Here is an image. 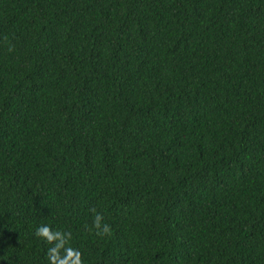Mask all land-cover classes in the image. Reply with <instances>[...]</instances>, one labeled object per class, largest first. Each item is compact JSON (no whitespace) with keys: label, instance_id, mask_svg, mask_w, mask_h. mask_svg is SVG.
<instances>
[{"label":"trees","instance_id":"16d2710c","mask_svg":"<svg viewBox=\"0 0 264 264\" xmlns=\"http://www.w3.org/2000/svg\"><path fill=\"white\" fill-rule=\"evenodd\" d=\"M41 225L84 264H264V0H0V264H48Z\"/></svg>","mask_w":264,"mask_h":264},{"label":"clouds","instance_id":"9594fccd","mask_svg":"<svg viewBox=\"0 0 264 264\" xmlns=\"http://www.w3.org/2000/svg\"><path fill=\"white\" fill-rule=\"evenodd\" d=\"M8 51H13V47H9ZM89 211L93 214V219L88 230L100 237L110 235L111 226L104 222L103 215L95 208ZM34 235L48 245L46 252L48 264H84L81 251L70 243L73 239L71 231L41 225L35 230Z\"/></svg>","mask_w":264,"mask_h":264}]
</instances>
